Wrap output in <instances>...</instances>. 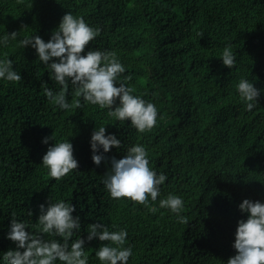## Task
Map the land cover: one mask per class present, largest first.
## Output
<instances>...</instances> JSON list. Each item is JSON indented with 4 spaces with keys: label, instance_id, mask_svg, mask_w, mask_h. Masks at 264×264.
<instances>
[{
    "label": "trees",
    "instance_id": "1",
    "mask_svg": "<svg viewBox=\"0 0 264 264\" xmlns=\"http://www.w3.org/2000/svg\"><path fill=\"white\" fill-rule=\"evenodd\" d=\"M66 12L100 29L84 54L114 52L126 69L120 81L156 106L151 131L140 133L82 97L83 106L73 110L46 97L45 87L57 93L62 86L35 49L19 41L39 35L47 42ZM13 31L17 38L0 44V59H12L22 76L20 82L0 79V264L16 248L7 238L13 213L26 231L39 234V205L61 200L80 217L69 246L85 239L88 264H101L95 253L110 244L87 241L88 226L96 222L127 232L128 264H227L236 254L238 221L248 215L239 204L264 203V0H0V38ZM229 46L236 57L232 69L221 60ZM241 79L260 89L251 111L239 96ZM74 92L69 81V103L77 99ZM101 126L122 147L104 153L106 161L97 166L90 140ZM45 137L52 139L43 143ZM68 140L79 169L57 181L42 157L49 146ZM134 145H142L152 170L167 177L157 200L149 198L156 213L111 198L103 183L111 158H123ZM170 194L183 200L180 215L188 223L159 208Z\"/></svg>",
    "mask_w": 264,
    "mask_h": 264
},
{
    "label": "clouds",
    "instance_id": "2",
    "mask_svg": "<svg viewBox=\"0 0 264 264\" xmlns=\"http://www.w3.org/2000/svg\"><path fill=\"white\" fill-rule=\"evenodd\" d=\"M18 3H23V0H18ZM99 35V28H93L82 17L66 12L47 42L39 35H34L20 40L19 46L34 48L39 60L48 66L54 80L62 86L57 93L44 88L52 104L60 109L73 110L83 106L79 99L82 97L86 103L109 109L108 115L121 123L129 120L140 133L151 131L157 123V108L153 103L133 95V90L120 81L126 69L116 54L98 50H87L84 54L89 43ZM16 38V31L7 33L0 38V44L6 46L9 39ZM221 60L229 69L235 66L236 57L230 46L223 50ZM0 79L10 82L22 80L21 74L14 70L12 59H0ZM128 79L130 77H124V81ZM69 81L75 86L74 95L77 99L73 103L67 101ZM237 89L247 110L251 111L259 102L260 89L246 79L239 81ZM117 100L119 105L113 108ZM105 133V126H101L99 130L94 129L91 135L92 160L97 166L106 161L104 153L110 152L113 147H122L116 135ZM49 139L52 138L45 137L42 142L48 143ZM42 164L49 169L50 177L57 181L79 169L70 140L49 146L42 157ZM166 179L165 174L157 175L149 166L146 149L142 145H134L123 158H111V172L103 183L111 198H127L144 205L149 212L156 213L158 208L150 204L149 198L152 202L157 200L160 186ZM183 206V200L171 194L159 201V208L170 209L179 217L180 223H188L187 218L180 215ZM238 207L248 215L246 220L238 221L233 244L236 254L228 258L227 264H264V203L244 199ZM39 208L36 226L39 234L26 231V223L18 221L13 213L7 238L16 244V248L4 253L3 259L7 264H56L57 260L61 264H88L85 239L79 238L69 246L74 230L81 227L80 217L73 215L75 206L61 200L49 202L47 207L41 204ZM29 214L32 215V212ZM87 232V241L98 238L100 242H110L95 253L101 264H128L132 249L124 247L127 238L125 230L110 232L102 223L96 222L88 226ZM45 234L60 237L63 242L45 240Z\"/></svg>",
    "mask_w": 264,
    "mask_h": 264
}]
</instances>
